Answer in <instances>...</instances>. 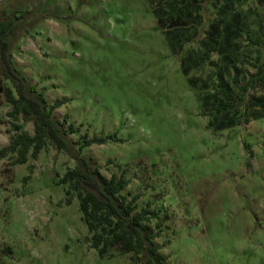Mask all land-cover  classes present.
I'll return each instance as SVG.
<instances>
[{"label":"rangeland","instance_id":"374dc122","mask_svg":"<svg viewBox=\"0 0 264 264\" xmlns=\"http://www.w3.org/2000/svg\"><path fill=\"white\" fill-rule=\"evenodd\" d=\"M0 20L33 92L59 102L73 150L126 177L136 211H156L165 264H264V114L247 104L264 85L238 88L264 60V0H0ZM225 83L238 103L215 112ZM5 86L16 96L4 79L0 148L34 132L8 114ZM94 136L105 140L82 145ZM15 158L0 157V264L145 263L92 246L60 181L76 165L68 151L47 141Z\"/></svg>","mask_w":264,"mask_h":264},{"label":"trees","instance_id":"16d2710c","mask_svg":"<svg viewBox=\"0 0 264 264\" xmlns=\"http://www.w3.org/2000/svg\"><path fill=\"white\" fill-rule=\"evenodd\" d=\"M14 28L11 21L0 20V59L3 65L0 88L3 87L4 79L10 80L16 96L12 94L11 87L5 86L6 98L12 104L8 114L12 116L22 114L25 119H31L34 132L30 134L20 130L12 134L8 144L0 148V157L8 152L16 153L15 162H24L29 151L32 157H36L47 141L58 149L68 151L75 157L76 165L68 168L60 181L68 183L67 201L71 199L72 190L79 199V208L90 232L89 239L92 246L102 255L109 254L113 250L132 251L136 255L145 256L144 264H165L166 256L160 251V246L155 241V233L148 224L151 217L156 216V211L146 207L136 211L137 195H133L128 200L121 193L128 184L126 177L116 174L105 176L91 157L73 150L68 133L73 132L74 129L64 127L54 116V108L59 102L49 103L45 97L36 95L25 76L12 61L9 35ZM260 57L258 54L256 61L253 62L256 70L244 83L238 85L242 94L255 87L257 83L264 85V60L258 61ZM222 85L224 88H221V92L226 97L220 98L215 112L229 109V106L238 103L233 101L234 97L230 92L232 86L226 83ZM247 104L254 109L260 106L262 108L260 115L264 114V92L256 98L248 99ZM256 116L258 115H254ZM212 122L213 118L210 119V123ZM15 127L19 129L21 125L15 124ZM104 140L103 136L86 137L81 143L89 145ZM136 264H139L138 260Z\"/></svg>","mask_w":264,"mask_h":264}]
</instances>
